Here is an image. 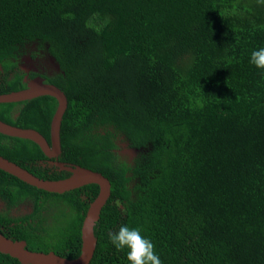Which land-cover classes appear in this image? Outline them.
<instances>
[{"label":"trees","instance_id":"16d2710c","mask_svg":"<svg viewBox=\"0 0 264 264\" xmlns=\"http://www.w3.org/2000/svg\"><path fill=\"white\" fill-rule=\"evenodd\" d=\"M260 47L264 0H0V95L26 88L23 57H51L41 76L68 101L57 160L111 183L90 264H129L108 235L122 225L162 264H264V70L249 62ZM57 105L1 103L0 120L50 142ZM0 155L42 179L72 175L29 139L0 133ZM99 191L51 193L0 170V199L33 203L0 213V233L75 259ZM0 264L21 263L0 251Z\"/></svg>","mask_w":264,"mask_h":264},{"label":"water","instance_id":"95a60500","mask_svg":"<svg viewBox=\"0 0 264 264\" xmlns=\"http://www.w3.org/2000/svg\"><path fill=\"white\" fill-rule=\"evenodd\" d=\"M26 88L0 95L1 103H17L40 96L54 97L57 108L53 115L50 128V142L34 129H23L0 120V133L35 142L49 158H58L61 153V124L68 101L64 92L54 84L45 82L42 77L27 81ZM58 168L72 173L71 176L58 180L42 179L15 162L0 155V170H3L19 180L38 189L64 194L81 187L95 184L99 186V195L90 204L81 228V254L75 259H66L54 252H33L26 248V242L15 241L0 233V251L17 259L21 264H90L93 259L97 241L95 226L100 219L102 209L111 196V183L102 173L78 165H68L58 160L54 161Z\"/></svg>","mask_w":264,"mask_h":264},{"label":"clouds","instance_id":"9594fccd","mask_svg":"<svg viewBox=\"0 0 264 264\" xmlns=\"http://www.w3.org/2000/svg\"><path fill=\"white\" fill-rule=\"evenodd\" d=\"M249 62L264 70V47L253 50ZM108 235L117 250L127 249L126 258L129 264H162L153 242L142 235L138 227L122 225L118 231L109 232Z\"/></svg>","mask_w":264,"mask_h":264},{"label":"rangeland","instance_id":"374dc122","mask_svg":"<svg viewBox=\"0 0 264 264\" xmlns=\"http://www.w3.org/2000/svg\"><path fill=\"white\" fill-rule=\"evenodd\" d=\"M22 63H24L27 67L32 65V66H37L38 64L41 66V69L45 72L49 70H54L56 69V64L53 61V59L49 56H41L38 59H32L29 56H25L24 59L22 60ZM129 141L126 139H123L119 143V151L126 154V157H130V159L135 158L137 156V152L135 150H130L129 147ZM4 204L0 202V208H3ZM31 204L30 203H25L21 207L18 208L20 211L24 212H29L31 211Z\"/></svg>","mask_w":264,"mask_h":264},{"label":"flooded vegetation","instance_id":"af4514ba","mask_svg":"<svg viewBox=\"0 0 264 264\" xmlns=\"http://www.w3.org/2000/svg\"><path fill=\"white\" fill-rule=\"evenodd\" d=\"M38 58H36V59H38ZM23 59H24V57L22 58V60ZM22 60H21V66L20 67H21V70L25 73L24 82L26 83V86H27V83H28L27 81H30L31 79H33L35 77H42L41 74L45 73V71H43L41 69V66L39 64L37 66L30 65V66L27 67L24 63H22ZM31 73H34V74H37V75H35L34 77L31 78L30 77V74ZM57 159L58 158H55V160L50 161L49 164L50 165H55V164H53V162L56 161ZM0 202H2L4 204V207L3 208H0V213H5V214H7L9 217H11L13 219H17V218L24 217V216H26L28 214H31L32 211H33V203L31 201H28V200L27 201H24V202H20L17 205L12 206V207H8L7 204L4 201H2L1 199H0ZM25 203H30L31 204V207H32L31 208V211L24 212V211L18 210V208L21 207Z\"/></svg>","mask_w":264,"mask_h":264}]
</instances>
